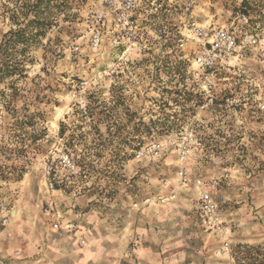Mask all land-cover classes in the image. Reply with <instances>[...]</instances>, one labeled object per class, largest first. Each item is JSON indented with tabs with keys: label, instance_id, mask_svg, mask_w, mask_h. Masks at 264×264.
Returning <instances> with one entry per match:
<instances>
[{
	"label": "clouds",
	"instance_id": "1",
	"mask_svg": "<svg viewBox=\"0 0 264 264\" xmlns=\"http://www.w3.org/2000/svg\"><path fill=\"white\" fill-rule=\"evenodd\" d=\"M0 264H264V0H0Z\"/></svg>",
	"mask_w": 264,
	"mask_h": 264
}]
</instances>
